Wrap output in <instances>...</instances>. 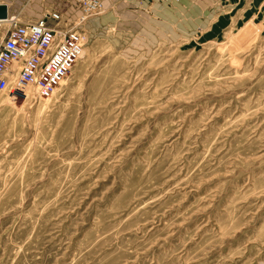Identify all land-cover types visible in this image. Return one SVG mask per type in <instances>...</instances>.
Returning a JSON list of instances; mask_svg holds the SVG:
<instances>
[{
	"label": "rangeland",
	"instance_id": "1",
	"mask_svg": "<svg viewBox=\"0 0 264 264\" xmlns=\"http://www.w3.org/2000/svg\"><path fill=\"white\" fill-rule=\"evenodd\" d=\"M139 4L0 94V264H264L263 8Z\"/></svg>",
	"mask_w": 264,
	"mask_h": 264
},
{
	"label": "built area",
	"instance_id": "2",
	"mask_svg": "<svg viewBox=\"0 0 264 264\" xmlns=\"http://www.w3.org/2000/svg\"><path fill=\"white\" fill-rule=\"evenodd\" d=\"M170 1V0H158ZM80 17L74 22L57 11L36 22L9 16L0 41V94L8 100H40L55 93L68 77L86 45L84 22L104 9L102 0H75Z\"/></svg>",
	"mask_w": 264,
	"mask_h": 264
},
{
	"label": "crops",
	"instance_id": "3",
	"mask_svg": "<svg viewBox=\"0 0 264 264\" xmlns=\"http://www.w3.org/2000/svg\"><path fill=\"white\" fill-rule=\"evenodd\" d=\"M102 1L106 8H112L115 5L120 7L129 3L135 5L136 9L140 8L139 0ZM253 3H260L263 8L262 12H264V0H181L180 6L189 8L191 6H220L222 4H229L232 6L244 5L245 9H247ZM0 4L7 5L8 16H17L25 23L36 22L46 12L52 11L62 14L63 19L68 22L76 21L81 15L75 0H0Z\"/></svg>",
	"mask_w": 264,
	"mask_h": 264
},
{
	"label": "water",
	"instance_id": "4",
	"mask_svg": "<svg viewBox=\"0 0 264 264\" xmlns=\"http://www.w3.org/2000/svg\"><path fill=\"white\" fill-rule=\"evenodd\" d=\"M8 17L7 5L0 4V21H6Z\"/></svg>",
	"mask_w": 264,
	"mask_h": 264
}]
</instances>
